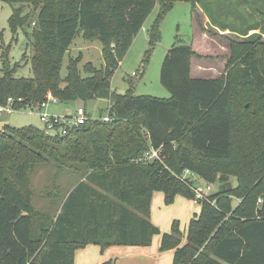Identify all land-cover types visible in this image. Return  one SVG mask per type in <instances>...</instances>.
I'll return each instance as SVG.
<instances>
[{
    "label": "trees",
    "instance_id": "obj_1",
    "mask_svg": "<svg viewBox=\"0 0 264 264\" xmlns=\"http://www.w3.org/2000/svg\"><path fill=\"white\" fill-rule=\"evenodd\" d=\"M1 1L41 8L33 77H14L17 66L7 48L1 55L0 104L12 98L17 109L36 106L48 92L61 104L105 99L114 121L89 120L66 136L34 127L6 126L9 132L0 133V264H74L76 252L87 246L102 252L148 247L156 235L161 252L174 250L172 264H264V3L242 4L258 19L244 32L221 24L236 12L230 2L222 15H212L218 0H190L196 25L199 4L211 30L229 31L239 41L229 43L225 75L194 78L192 60L201 55L177 38L160 75L171 97L159 99L116 93L112 77L157 2L161 14L151 42L159 39V24L173 0ZM25 24L14 8L13 34ZM80 32L102 43L105 64H86L83 77L79 57L62 78L64 55ZM152 149L161 150V160L140 162ZM49 163L72 174L74 189L63 192L59 212L42 213L32 204V172ZM196 179L218 183L219 189L197 201L200 213L190 220L182 245L178 220L170 233L151 222L152 197L163 193L167 205L177 196L195 201Z\"/></svg>",
    "mask_w": 264,
    "mask_h": 264
},
{
    "label": "rangeland",
    "instance_id": "obj_2",
    "mask_svg": "<svg viewBox=\"0 0 264 264\" xmlns=\"http://www.w3.org/2000/svg\"><path fill=\"white\" fill-rule=\"evenodd\" d=\"M260 1L263 5L264 0ZM218 2L219 4L212 6V15L215 13V15H222V9L226 5L230 7V3L232 10L236 11L234 15L230 14V17H224L221 22L222 25H226L232 30L245 32L248 27L257 24V17L252 15L246 5H242L245 0H218ZM196 5L199 10L197 25L192 1L173 0L171 10L159 24V39L152 43L151 32L161 14V4L156 3L142 30L135 37L131 48L122 56L119 68L112 77V90L114 92L119 94L131 92L134 96L169 99L171 95L162 86L160 75L165 56L168 50L177 43V38L180 43L192 45L198 53L204 54L195 59L193 63L196 75H198L196 68L199 63L208 67V70L199 74L200 78H218L226 74L225 71L228 69L227 65L231 56L229 43L231 41L238 42L239 39L233 35H223L219 33L220 31L211 30L205 19L206 13L203 12L199 4ZM14 8L21 10V19L26 22L16 36L9 25ZM40 8L41 6L37 4L12 5L0 0V77L3 75L1 72V55L7 48H9L11 65L17 66L14 77L18 79L33 77L31 57L36 48H40L36 44V38L33 34L37 29V16ZM103 47L97 37L86 40L85 33L80 32L64 55L61 77L67 76V67L70 61H75L79 57L80 62L77 66L83 77H86L84 66L88 63H92L95 68L101 69L105 64ZM195 74L192 77L197 78ZM79 107L86 108L87 116L91 117V120L101 121V117L104 118L108 115L109 102L105 99H99L88 103H57L50 105L47 112L50 114L59 112L74 114ZM5 126L14 129L34 127L43 130L44 128L39 113L33 109H22L4 115L0 121V130L3 129L0 131L1 134L9 132ZM229 178L235 186V177ZM72 179L71 173L52 163L34 168L31 188L34 209L42 213L59 212L64 201H62L63 192L74 189L70 187L73 184ZM196 180L198 185L204 189L205 195L210 196L218 192V183L208 185L205 181ZM208 187H210L209 190ZM258 204H260L259 200ZM199 213L200 206L198 203L184 196H177L172 205H167L163 193L155 192L153 194L150 220L162 233H170L173 221L178 220L184 239L191 218ZM183 239L182 245L186 242V239ZM160 247L161 235H156L148 247L113 246L108 249L112 253L113 262L117 260L116 264H172L174 250L161 252ZM92 250L94 249L87 251L90 258L94 256ZM100 252L106 254L107 249L103 252L100 249Z\"/></svg>",
    "mask_w": 264,
    "mask_h": 264
},
{
    "label": "built area",
    "instance_id": "obj_3",
    "mask_svg": "<svg viewBox=\"0 0 264 264\" xmlns=\"http://www.w3.org/2000/svg\"><path fill=\"white\" fill-rule=\"evenodd\" d=\"M133 76H136V74H133ZM20 102V101H19ZM59 103L58 99L51 93L48 92L45 96L44 101L36 106H26L22 107L21 109H17L15 107V102L12 98L8 99L5 105L0 104V119L7 114H12L16 111L22 110V109H33L39 113V117L41 122L43 123V131L46 135L55 137V136H66L73 132L75 129L79 128L80 126L84 125L87 121L91 120V117L87 116L86 110L84 108H78L74 114L71 115H64V114H50L47 112L48 108L52 104ZM111 103L109 101V107H108V115L104 118L101 117V121L105 123L113 122V116L111 115ZM161 150H150L147 152L143 159L140 160V162H147L151 163L155 160L160 161ZM186 175H189L188 172H186ZM210 187H208V190ZM196 193V202L198 200H204L207 198V195L204 193V189L199 187L195 188ZM259 203H261V200H259Z\"/></svg>",
    "mask_w": 264,
    "mask_h": 264
},
{
    "label": "crops",
    "instance_id": "obj_4",
    "mask_svg": "<svg viewBox=\"0 0 264 264\" xmlns=\"http://www.w3.org/2000/svg\"><path fill=\"white\" fill-rule=\"evenodd\" d=\"M205 19H206V22L209 23V20H208V18L206 16H205ZM219 33L223 34V35H229V31H227V32H219ZM263 38H264V35H263ZM200 55H204V54H200ZM194 61H195V59L192 60V70H191V75L192 76L195 74L194 67H193ZM196 69H197L198 75L195 74V76H197V78H200L199 74L203 73V71L208 70V67L206 65L203 66V65H201V63H199V65L197 66ZM79 108H83V107H79ZM84 109L86 110V108H84ZM86 113H87V111H86ZM52 114L71 115L70 112H59V113H52ZM2 118L0 119V121L2 120ZM2 130H0V131H2ZM186 236L184 237L183 240L186 239ZM89 249H94V250H92L93 253H94V256L92 258L88 257V255H87V253H88L87 251H89ZM100 249L101 248L99 246L90 245V246H87L84 249L78 250L76 252V254H75L74 264H102V263H105V262H109L110 260L113 261L112 258H111V254L112 253H110L109 249H107V253L106 254L101 253ZM116 262H117V260L114 262V264H116Z\"/></svg>",
    "mask_w": 264,
    "mask_h": 264
},
{
    "label": "water",
    "instance_id": "obj_5",
    "mask_svg": "<svg viewBox=\"0 0 264 264\" xmlns=\"http://www.w3.org/2000/svg\"><path fill=\"white\" fill-rule=\"evenodd\" d=\"M246 107H248V105Z\"/></svg>",
    "mask_w": 264,
    "mask_h": 264
}]
</instances>
